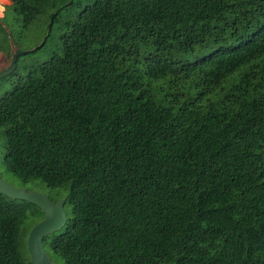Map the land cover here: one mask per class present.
<instances>
[{
	"label": "trees",
	"instance_id": "trees-1",
	"mask_svg": "<svg viewBox=\"0 0 264 264\" xmlns=\"http://www.w3.org/2000/svg\"><path fill=\"white\" fill-rule=\"evenodd\" d=\"M11 1L17 35L45 15L60 43L0 98L6 171L67 188L44 249L264 264V0ZM28 206L0 193V264H31Z\"/></svg>",
	"mask_w": 264,
	"mask_h": 264
},
{
	"label": "rangeland",
	"instance_id": "rangeland-1",
	"mask_svg": "<svg viewBox=\"0 0 264 264\" xmlns=\"http://www.w3.org/2000/svg\"><path fill=\"white\" fill-rule=\"evenodd\" d=\"M69 0H62V3H66ZM82 4L90 3L93 0H78ZM11 0H0V21L8 24L14 32V40L17 42L16 47L19 48L24 54H21L16 62L15 70L0 78V98L6 93L10 92L14 85L26 76V73L30 68L40 65L48 61L53 55L59 54L60 43L59 37L56 31L53 29L49 34L47 32V18L45 15H39L34 21L24 30L21 34L18 33V25L14 21V14L11 11ZM44 14V13H43ZM8 44L13 42L10 34L7 35ZM45 42V44H44ZM44 44V45H43ZM42 46V47H41ZM7 43L0 37V71L7 68L12 60L13 50H7ZM10 48V45H9ZM4 141L0 138V180L7 186L22 190L27 193L36 192L47 197V199L55 204L58 201L66 198L67 188H49L40 180H28L23 181L17 176L6 171L3 165L4 155ZM61 198V199H60ZM39 209V208H38ZM66 217H70V208L68 206L63 207ZM35 211L33 206H28V218L24 225L25 230L31 231L42 220L41 215H32ZM44 215V214H43ZM45 254L54 264H59V261L47 250Z\"/></svg>",
	"mask_w": 264,
	"mask_h": 264
},
{
	"label": "water",
	"instance_id": "water-1",
	"mask_svg": "<svg viewBox=\"0 0 264 264\" xmlns=\"http://www.w3.org/2000/svg\"><path fill=\"white\" fill-rule=\"evenodd\" d=\"M7 33L9 30L4 26ZM10 49L13 50L12 60L10 65L0 71V78L13 72L16 66V61L21 54H24L12 41L9 42ZM0 193L14 200L27 201L37 206L44 214L43 220L36 225L27 236V251L30 257L31 264H54L50 261L44 251L43 238L59 231L65 224L67 218L63 210L65 200L62 199L56 204H52L46 196L36 192H25L16 190L0 180Z\"/></svg>",
	"mask_w": 264,
	"mask_h": 264
}]
</instances>
